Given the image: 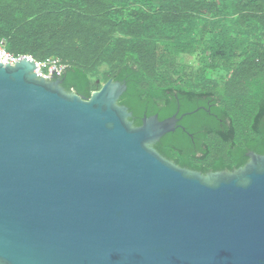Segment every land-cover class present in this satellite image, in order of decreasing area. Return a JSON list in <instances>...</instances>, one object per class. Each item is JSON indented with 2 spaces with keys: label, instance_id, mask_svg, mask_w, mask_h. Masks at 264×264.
I'll return each instance as SVG.
<instances>
[{
  "label": "water",
  "instance_id": "95a60500",
  "mask_svg": "<svg viewBox=\"0 0 264 264\" xmlns=\"http://www.w3.org/2000/svg\"><path fill=\"white\" fill-rule=\"evenodd\" d=\"M0 63V264H264V155L201 174L153 146L108 80L89 99ZM98 84V83H97Z\"/></svg>",
  "mask_w": 264,
  "mask_h": 264
},
{
  "label": "trees",
  "instance_id": "16d2710c",
  "mask_svg": "<svg viewBox=\"0 0 264 264\" xmlns=\"http://www.w3.org/2000/svg\"><path fill=\"white\" fill-rule=\"evenodd\" d=\"M0 41L65 65L67 93L125 83L135 127L189 114L153 146L180 168L231 172L264 155V0H0Z\"/></svg>",
  "mask_w": 264,
  "mask_h": 264
},
{
  "label": "built area",
  "instance_id": "2783aa9c",
  "mask_svg": "<svg viewBox=\"0 0 264 264\" xmlns=\"http://www.w3.org/2000/svg\"><path fill=\"white\" fill-rule=\"evenodd\" d=\"M24 58L35 62L36 68L34 73L45 80L59 78L65 70V65L58 60L49 59L43 62H37L30 56H13L6 51L5 42L0 41V63L4 65H15Z\"/></svg>",
  "mask_w": 264,
  "mask_h": 264
},
{
  "label": "rangeland",
  "instance_id": "374dc122",
  "mask_svg": "<svg viewBox=\"0 0 264 264\" xmlns=\"http://www.w3.org/2000/svg\"><path fill=\"white\" fill-rule=\"evenodd\" d=\"M187 59H188V57L185 58V60H187ZM190 61H191L190 64H191V67H192L191 70H192V72H194V69H196V67H197V62L196 61H192V59Z\"/></svg>",
  "mask_w": 264,
  "mask_h": 264
},
{
  "label": "flooded vegetation",
  "instance_id": "af4514ba",
  "mask_svg": "<svg viewBox=\"0 0 264 264\" xmlns=\"http://www.w3.org/2000/svg\"><path fill=\"white\" fill-rule=\"evenodd\" d=\"M83 97V96H82ZM85 98V97H84Z\"/></svg>",
  "mask_w": 264,
  "mask_h": 264
}]
</instances>
